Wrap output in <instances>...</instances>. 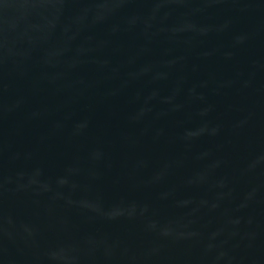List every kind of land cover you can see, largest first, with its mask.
Instances as JSON below:
<instances>
[{
    "label": "water",
    "instance_id": "water-1",
    "mask_svg": "<svg viewBox=\"0 0 264 264\" xmlns=\"http://www.w3.org/2000/svg\"><path fill=\"white\" fill-rule=\"evenodd\" d=\"M0 264H264V0H0Z\"/></svg>",
    "mask_w": 264,
    "mask_h": 264
}]
</instances>
